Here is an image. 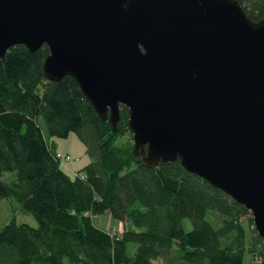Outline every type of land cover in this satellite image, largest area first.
I'll use <instances>...</instances> for the list:
<instances>
[{
  "label": "water",
  "instance_id": "95a60500",
  "mask_svg": "<svg viewBox=\"0 0 264 264\" xmlns=\"http://www.w3.org/2000/svg\"><path fill=\"white\" fill-rule=\"evenodd\" d=\"M45 43L145 166L179 158L247 205L264 238V16L239 0H0V56Z\"/></svg>",
  "mask_w": 264,
  "mask_h": 264
},
{
  "label": "trees",
  "instance_id": "16d2710c",
  "mask_svg": "<svg viewBox=\"0 0 264 264\" xmlns=\"http://www.w3.org/2000/svg\"><path fill=\"white\" fill-rule=\"evenodd\" d=\"M239 2L250 18L264 16V0ZM47 53L45 43H14L0 56V197L12 194L37 219L17 222L13 212L0 223V264H243L246 248L264 264L247 205L179 158L143 165L126 106L113 129L72 75L45 78ZM39 118L48 134L73 130L83 141L90 160L75 171L85 176L63 168ZM105 209L120 229L93 222Z\"/></svg>",
  "mask_w": 264,
  "mask_h": 264
},
{
  "label": "rangeland",
  "instance_id": "374dc122",
  "mask_svg": "<svg viewBox=\"0 0 264 264\" xmlns=\"http://www.w3.org/2000/svg\"><path fill=\"white\" fill-rule=\"evenodd\" d=\"M39 124L41 125L45 133L46 140L52 144L53 150H58L61 153L70 154L71 158L63 161L62 165L64 169H66L67 171L79 170L80 167H82L85 163L90 160L89 155L84 149L83 141L77 136L75 131L69 130L65 135H51L46 132L44 123L41 118H39ZM13 212L15 214V220L17 222L24 220L33 225L37 224V219L34 216L33 212L29 209L22 207L12 194L1 196L0 223L2 221H5ZM242 218L247 226H254V224L249 221L248 214L243 215ZM108 219L109 216L106 209L92 215V220L97 225L103 226L106 222L105 226L109 230L118 229V227L121 228L123 223L120 218L111 217V223L110 221L107 222ZM182 222L186 229L192 226V220L188 215L183 216ZM247 233L249 235V230H247ZM129 249L132 250L133 245H130ZM155 261L157 262V264H165L161 257H157ZM243 264H260V258L258 254L246 248L243 255Z\"/></svg>",
  "mask_w": 264,
  "mask_h": 264
},
{
  "label": "built area",
  "instance_id": "2783aa9c",
  "mask_svg": "<svg viewBox=\"0 0 264 264\" xmlns=\"http://www.w3.org/2000/svg\"><path fill=\"white\" fill-rule=\"evenodd\" d=\"M55 157L58 159V161L60 162V164H63V161L68 160L71 158L69 153H61L60 151H55ZM73 173H79V176H85L84 171H75V170H71Z\"/></svg>",
  "mask_w": 264,
  "mask_h": 264
},
{
  "label": "crops",
  "instance_id": "0c3cea01",
  "mask_svg": "<svg viewBox=\"0 0 264 264\" xmlns=\"http://www.w3.org/2000/svg\"><path fill=\"white\" fill-rule=\"evenodd\" d=\"M58 151V150H57ZM107 212H108V216H109V219H108V221L107 222H109L110 221V223H111V216H110V213H109V211L107 210ZM119 224H121V223H119ZM106 222H105V224L103 225V226H101V225H98V226H101V227H104V228H107L106 226ZM122 227V226H121ZM119 229H120V227H118Z\"/></svg>",
  "mask_w": 264,
  "mask_h": 264
}]
</instances>
